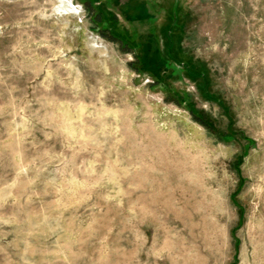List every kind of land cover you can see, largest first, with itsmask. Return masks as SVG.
<instances>
[{
    "label": "rangeland",
    "instance_id": "374dc122",
    "mask_svg": "<svg viewBox=\"0 0 264 264\" xmlns=\"http://www.w3.org/2000/svg\"><path fill=\"white\" fill-rule=\"evenodd\" d=\"M129 1L0 0V264H264V0Z\"/></svg>",
    "mask_w": 264,
    "mask_h": 264
},
{
    "label": "trees",
    "instance_id": "16d2710c",
    "mask_svg": "<svg viewBox=\"0 0 264 264\" xmlns=\"http://www.w3.org/2000/svg\"><path fill=\"white\" fill-rule=\"evenodd\" d=\"M144 7L146 8V5L139 0H130L129 3L126 4L125 11H127L128 17H132ZM126 38L129 40V44L132 45L133 48H139V50L144 53L143 56L145 58L147 57L146 60L143 61V69L157 68L154 70L157 72L159 71L158 69L162 70L166 67L168 60L162 56L160 42L153 33H149L147 36L132 34L131 36H126Z\"/></svg>",
    "mask_w": 264,
    "mask_h": 264
},
{
    "label": "crops",
    "instance_id": "0c3cea01",
    "mask_svg": "<svg viewBox=\"0 0 264 264\" xmlns=\"http://www.w3.org/2000/svg\"><path fill=\"white\" fill-rule=\"evenodd\" d=\"M146 8H147V10H146ZM146 8H143L144 11H145L144 13L138 12L137 14H135L134 16H132L133 19H140V18L146 17L149 14V9H148L147 6H146Z\"/></svg>",
    "mask_w": 264,
    "mask_h": 264
}]
</instances>
